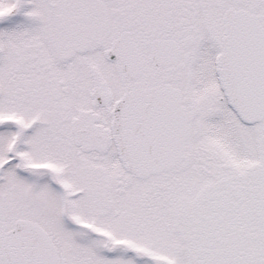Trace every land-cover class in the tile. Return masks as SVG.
I'll return each mask as SVG.
<instances>
[{"label": "snow or ice", "instance_id": "6c2138e0", "mask_svg": "<svg viewBox=\"0 0 264 264\" xmlns=\"http://www.w3.org/2000/svg\"><path fill=\"white\" fill-rule=\"evenodd\" d=\"M0 264H264V0H0Z\"/></svg>", "mask_w": 264, "mask_h": 264}]
</instances>
